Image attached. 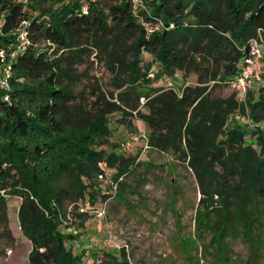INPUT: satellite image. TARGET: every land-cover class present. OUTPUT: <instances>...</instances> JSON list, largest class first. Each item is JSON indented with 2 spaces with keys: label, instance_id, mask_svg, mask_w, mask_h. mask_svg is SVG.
<instances>
[{
  "label": "trees",
  "instance_id": "16d2710c",
  "mask_svg": "<svg viewBox=\"0 0 264 264\" xmlns=\"http://www.w3.org/2000/svg\"><path fill=\"white\" fill-rule=\"evenodd\" d=\"M252 39L264 40V0H0V48L15 50L6 56L9 88L0 87V243L12 244L6 197L18 196L19 228L31 246L26 264H82L59 209L89 193L106 169L118 175L133 164L99 145L112 137L113 112L134 111L147 146L184 159L193 172L200 194L194 235L214 250L213 263L232 264L228 251L239 239L249 249L246 264H262L264 81L243 102L236 91L215 94L235 78ZM86 44L106 52L110 70L126 74L113 78L122 88L119 104L103 101L91 115L71 104L61 82L75 75L63 62L78 59ZM176 71L195 74V83L179 91L153 84L175 82ZM237 113H247L251 130L237 120L226 128ZM102 258L131 264L120 251Z\"/></svg>",
  "mask_w": 264,
  "mask_h": 264
},
{
  "label": "rangeland",
  "instance_id": "374dc122",
  "mask_svg": "<svg viewBox=\"0 0 264 264\" xmlns=\"http://www.w3.org/2000/svg\"><path fill=\"white\" fill-rule=\"evenodd\" d=\"M100 1L103 4L113 2ZM131 42L132 35L126 40V60L132 59ZM260 43L264 52V40ZM86 46L88 49L78 59L68 58L63 62V65L72 63L75 75L62 77L61 82L68 85L72 92L71 104L82 106L91 115L99 107H105L103 101L119 104L117 92L122 88L115 87L113 78L118 74L126 77V74L109 69L105 51L92 44ZM142 53L145 60H150L148 53ZM58 54L68 55L63 50ZM7 55L6 49L0 48V60ZM174 76L175 82L172 78L166 83L158 80L153 84L165 86L172 82V87L179 91L184 84L195 83L196 75L193 73L183 76L176 71ZM260 85L256 84L255 90ZM233 91L235 89L230 84L223 82L215 88V94L222 96ZM235 94L237 99L244 101L237 91ZM144 101L140 98V105ZM124 110L132 112L127 108ZM141 110L145 111L143 107ZM134 113L113 112L108 123L112 128V137L99 145L132 157L133 164L118 175L114 167L106 169L90 183L89 193L74 202L65 201L59 209L58 219L64 232L76 235L70 239L75 246L74 252L80 254L82 264H100L103 251L123 252L131 264H214V250L206 249L194 235L200 194L193 172L184 159L148 147L147 128ZM236 120L249 124L250 130L253 128L254 123H248L250 118L247 113L235 114L226 128H231ZM261 125L264 126V122ZM246 138L249 139L248 136ZM6 198L13 240L11 246L4 241L0 243V264H26L31 246L21 234L18 224L17 208L21 198ZM209 239L210 236L204 239V243L207 244ZM228 255L232 264H246L249 249L237 239L230 244ZM261 263L264 264V257Z\"/></svg>",
  "mask_w": 264,
  "mask_h": 264
},
{
  "label": "built area",
  "instance_id": "2783aa9c",
  "mask_svg": "<svg viewBox=\"0 0 264 264\" xmlns=\"http://www.w3.org/2000/svg\"><path fill=\"white\" fill-rule=\"evenodd\" d=\"M137 2L138 0H134ZM22 38L21 32L19 33ZM15 50H11L8 55L13 56ZM5 58L0 60V87L4 89L9 88L8 79L10 77L11 68ZM264 81V52L261 48L259 40L252 39L250 41L249 52L245 56L243 62L240 65V69L235 78L230 82L231 86L237 91L241 99H245L249 91H254L255 86L258 83ZM169 83L168 85H171ZM144 137V134H141ZM135 139V138H134ZM131 139L130 141H133Z\"/></svg>",
  "mask_w": 264,
  "mask_h": 264
}]
</instances>
